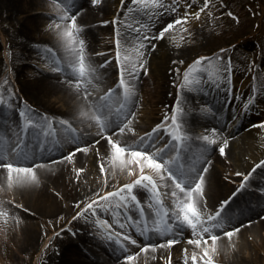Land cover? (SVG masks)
Returning <instances> with one entry per match:
<instances>
[{
  "label": "snow or ice",
  "instance_id": "obj_1",
  "mask_svg": "<svg viewBox=\"0 0 264 264\" xmlns=\"http://www.w3.org/2000/svg\"><path fill=\"white\" fill-rule=\"evenodd\" d=\"M89 3L100 6L103 0ZM50 7L46 28L52 32L53 41L44 49L51 53L46 59L55 65L52 70L64 75L63 83L77 98V107L71 117L40 111L28 98H21L11 73L0 76V104L14 109L20 118L13 125L11 136L0 137V170L6 173L9 184L15 176L19 183L37 185L39 169L54 171L62 163L71 164L79 180L85 169L74 167L77 154H90L102 179L91 196L76 201L78 210L73 220L91 219L102 229L104 238L119 245L128 264H137L141 253L158 249L168 250L160 259L173 264L172 246L185 238L193 248L191 252L187 247L182 249L183 264H219L214 257L219 254L220 238H232L253 222L247 216L237 220L230 213L234 198L249 186L257 169H264V159L247 174L226 175V182H231L233 175L242 181L230 195H217L219 181L215 180L214 158L227 159L232 134L226 124L195 132L181 103L186 90H202L208 84L232 90L231 77L236 65L228 49L220 48L211 56L199 55L189 64L183 59L172 61L174 67L169 71L174 76L183 71L182 81H171L180 89V95L174 97L171 106L165 105L149 131L135 135L146 118L141 111L144 105L140 77L151 74L154 50L175 26L199 21L206 12L211 14L213 0H121L120 12L111 20L97 21L115 25L114 59L107 52L89 51L92 42L85 21L88 13L77 0H50ZM60 49L67 54L66 58L57 55ZM93 55L101 57L102 62L95 63ZM113 65L117 75L113 86L103 96L95 95ZM81 85L94 90L89 91L86 86L83 101ZM253 87L257 93H264V81ZM255 103L256 96L250 94L243 108H251ZM200 112L204 118L216 115L213 106L206 105ZM259 127L264 128V121ZM53 150L59 153L56 159L44 156L45 151ZM112 169L125 175L127 182L110 186V179L116 175L115 171L109 175ZM109 187L111 190H106ZM53 192L60 195L55 188ZM260 192L264 193V187ZM17 209L29 210L15 199H0V217H11L19 223L22 217ZM52 223L45 221L46 226ZM53 245L49 238L44 247Z\"/></svg>",
  "mask_w": 264,
  "mask_h": 264
},
{
  "label": "rangeland",
  "instance_id": "obj_2",
  "mask_svg": "<svg viewBox=\"0 0 264 264\" xmlns=\"http://www.w3.org/2000/svg\"><path fill=\"white\" fill-rule=\"evenodd\" d=\"M5 1L0 0V76H6V72L11 73L14 82L18 86V91L21 93V98H25L23 85L28 83L24 80L29 81L31 76L41 78L45 76L47 81L58 78L63 82L64 75L52 70L55 65L46 59V57L51 55V53L44 51L46 46L39 44L31 45L39 42L41 36L42 39L53 41L52 32L46 28V25L50 23L48 16L51 10L30 12L28 9L42 6L33 4L21 12L10 16V11ZM120 2L121 0H103L100 6H95L90 5L89 0H77L79 5L90 7L94 11V18L90 22L86 21V26L90 29L89 39L92 42L89 49L90 52L92 49H95L97 53L107 52L114 59L115 25L98 24L97 21L100 19L111 20L115 14L120 12ZM213 5L211 14L206 12L202 14L199 21L190 22L188 25H177L166 34L164 42L160 44L157 50H154L155 54L152 58L151 74L140 77V95L143 97L144 91L142 89L144 85H149L147 88L148 92H150L151 88L153 89L151 92H154L165 87L168 92L165 90L163 94L174 103V97L180 95V89L176 85H173L171 81L173 79L178 82L182 81L183 71L180 76H174L169 71L170 68L174 67L172 61L183 59L186 61V64H189L199 55L211 56L213 53H218L220 48H227L228 55L232 56L236 65L231 77L232 90L228 91L224 86L216 87L212 84L202 86V90H186L182 98L181 107L184 108L189 122L193 120L191 126L194 127L195 132L210 129L211 127L219 128L222 124L227 125V131L232 134L230 145L233 143L234 153H236V156L233 157L235 161L229 156L227 157V162H229L227 166H224L221 162L214 163L216 169L220 172L219 176L221 180L235 187L237 182L234 183V181L239 177L233 175L232 181L226 182L224 180L226 175L242 172L238 171L239 166L240 168H245L252 165V170L260 159H264V128L259 127L260 122L264 121V93H257L253 87V85H259L261 81H264V0H213ZM174 16L175 14H170V17ZM164 22L161 21V23ZM22 23L25 24V27L22 26ZM31 26H33L31 30L34 31L29 32H32L30 34L36 39L31 38L26 41L24 40L27 38L25 37V31H28ZM184 28H187L188 31H184ZM129 53H132L131 48H129ZM57 55L62 59L67 56L64 52H57ZM93 61L99 64L102 62V58L93 55ZM183 67L185 66H181L182 69ZM116 78V69L115 65H113L108 70L107 78L100 84L99 89L95 90V95L103 96L107 88L113 86V81ZM86 86L89 87V91H94L88 85H81L80 89L83 91ZM209 91H212V93L209 99H207L204 93L207 94ZM250 94L256 96V103L251 108L245 109L243 108V103ZM226 95H229L230 100L227 105H223ZM145 99H147V96ZM214 99L216 101H213ZM144 102L143 98V105L145 106ZM156 104H150V108L152 109H149V113L145 111L144 107L141 109L146 118L140 122L141 126L137 127L135 135H143L144 132L150 130L151 126H154V122H158L157 117L153 123L148 121V118L154 116V111L156 112L157 108H159V103L156 102ZM206 105L213 106V110L216 113L215 117L204 118V116H201L200 109ZM163 112L164 110L156 114L160 117ZM19 122L20 118L14 109L9 108L7 105H0V137H7L8 132L14 129L13 125ZM84 130L87 131L88 129L84 128ZM217 153L216 156H218ZM240 164L244 165L241 166ZM84 169L85 171L82 173L86 174L90 172L88 167ZM90 169L96 170L95 168ZM112 171L116 172V175L112 177L115 182L114 185L118 184L119 186V184L127 182V177L121 174L118 169L110 170V176ZM82 173L80 174L82 175ZM68 174L70 178H76V173L73 170H68ZM101 179L100 173L96 178L80 176L77 183L81 187H78L75 198L69 202L71 204L70 208L66 212L61 213L63 220L58 221L56 218H53L49 220L53 221L49 225L55 226L56 223H63L70 217V230L63 231V234L72 238L73 233H80V230L73 229V224L77 221V219H72L78 210L76 201L84 200L86 197L91 196ZM261 187H264V169H257L252 181L249 182L244 198L245 202L247 203L251 199L250 205L255 202L264 203V193L260 192ZM0 188L7 195L8 200H17L13 188L3 176L0 177ZM106 190H111V187ZM235 204H241L243 211L246 209L250 211V206L248 205V208H244V202L241 199L235 202ZM262 207H264V204H262ZM19 211L17 209V214ZM262 218L264 216H261ZM6 219L10 231L9 233H5L2 228L0 229V264H38L35 263L32 254H25L24 250L18 249L16 246L22 244L21 232L17 233V239L12 237L13 232L20 229L18 224L22 222V219L19 223H15L11 217ZM254 220L256 221V219ZM109 222H112L111 219ZM0 225H2L1 222ZM81 227L86 229L88 236L87 240L83 239L76 243L79 245V260L82 264H112L111 262L116 261L114 259H118L122 255L120 252L116 256H113V260H110V257L104 252L105 249L102 247L106 239L102 235V229L95 225L91 219L85 220L82 218ZM113 227L119 230L116 225H113ZM42 228L45 229L44 226ZM83 231L81 232L82 234ZM221 238L225 239V244L219 253L226 256V261H229L234 256L238 259L237 262L233 261L230 264H244L245 262L249 264L264 263V231L254 234L248 229L239 233L238 236L234 234L232 238L226 236H222ZM57 241L58 239L54 240V245L51 246L53 250L57 246ZM180 243L181 246L172 252L174 264H178V262L179 264H183V248H189V252L193 248V246L188 245L187 238ZM240 243L243 244V248L238 247ZM110 244L113 248L119 247V245H114L112 241H110ZM39 245L40 243L38 242L29 252L37 251ZM43 245L41 244V246ZM117 248V251L120 250V248ZM52 249L50 248L47 254ZM214 258L219 260L220 257L215 256ZM241 258H243V262L240 261ZM120 260H123V258L121 257ZM158 262L159 264H165L164 260L160 258ZM125 263L128 264V262ZM137 264L143 263L137 262ZM219 264L221 263L219 262Z\"/></svg>",
  "mask_w": 264,
  "mask_h": 264
},
{
  "label": "bare ground",
  "instance_id": "obj_3",
  "mask_svg": "<svg viewBox=\"0 0 264 264\" xmlns=\"http://www.w3.org/2000/svg\"><path fill=\"white\" fill-rule=\"evenodd\" d=\"M49 1V3H48ZM5 4L8 6V10L10 11V16H12L15 13H19L22 10L30 7L33 4L36 5H42L41 7L35 8V9H28L31 11H42V10H51L50 7V0H6ZM83 6V9L87 11L88 15L85 17V21L90 22L91 19L94 18V11L91 10L92 8H88L87 6ZM35 21V19H34ZM22 26L25 27V24L22 23ZM31 28L28 29V31H25V38L24 40L28 41L29 39H36L34 38L29 31ZM20 30V29H19ZM32 36V37H31ZM39 42H36L31 45H44V46H51L52 40L49 39H42V36L40 37ZM63 50L60 49L58 53H62ZM101 58V57H99ZM26 85L24 86L23 91L25 92V98L29 99V103L35 104L37 108L40 109V111H48L52 115L57 116H65V117H71L74 112L76 111L77 107V98L73 96L68 90L67 87L64 85V83L58 79L54 78V80L47 81L46 77H33L31 76V79L29 81L24 80ZM149 85L143 87L142 91H144L143 98H144V109L149 113L150 104H156V102L159 103V108L154 111L155 115L152 117H149L148 121L150 123H153L155 118H158V115L156 113L162 112L165 110V105H172L173 102L170 101L171 99L165 96L164 91L168 90L165 87H162L161 90H155L150 89V92H148ZM155 87V86H154ZM83 91L80 89L81 94V101H83L82 97ZM147 96V99L145 97ZM157 97V98H156ZM170 101V102H169ZM1 105V104H0ZM89 107H91L89 105ZM161 114V113H160ZM195 120V119H194ZM156 121V120H155ZM193 120L189 122L190 127L193 130V127L191 126V123ZM228 157L230 156L233 161L235 159L233 157L236 156V153H234V147L233 143L229 145L228 149ZM232 150V152H231ZM54 151V150H53ZM58 153V152H55ZM48 151L44 152V155H47ZM219 156V154L217 153ZM53 159H56L58 156L55 154L53 155ZM228 159V158H227ZM227 159H224L223 157H220L218 159L214 158L215 163H222L224 166L229 165V162H227ZM241 166L244 164H240ZM75 167H88L90 172L88 173H82L79 174V176H90L93 178H96V176L99 174L98 172V164L96 163L95 159L90 154H77V159L75 163ZM231 167V166H229ZM252 165L248 167H241L239 166L238 171H242L243 173H248L251 170ZM90 168H95L96 170H91ZM68 170H73V166L71 164L62 163L55 166L54 171H48L47 169H39L38 170V176L40 178V183L37 185H31V184H22L19 183L18 179L13 176L12 178V184L11 187L13 188L17 202L18 203H24L26 209L29 210H20L22 212H18V214L22 217V222L18 224L20 226L19 230H16L13 232V238L17 239V233L21 232V245H16L18 249L24 250V253H30L32 256H34L35 263L40 264H82L79 260V254L80 250L79 245H77V242H80L81 240H87L88 238L86 234V229L81 227V219L78 218L76 223L73 224V229L80 230L78 234L73 233L72 238L70 236H66L63 234V231L70 230V223L71 219L67 221H64L63 223H56L55 226H50L49 224L46 226L45 221H49L53 218L62 216L61 213L66 212L70 207V201L75 198L76 190L78 187H81L80 184H78V180L76 178H70L68 174ZM75 173V172H74ZM219 171L215 169V180L219 181L216 184V193L217 195L221 197H225L227 195H230L231 192L235 191L237 188L236 186L239 185V183L242 181V178L239 177L236 179V188L231 184L228 185L227 183H224L220 176ZM3 176L6 180H8L7 175L4 171L0 170V177ZM233 183V184H234ZM114 179H110V186L118 187V184L114 185ZM56 189V192H58L60 195H56V193L53 192V189ZM247 188L242 190L240 193H238V197H242L243 194L245 195ZM141 196L143 194L141 193ZM0 199H7V195L4 193V191L0 188ZM235 200V199H234ZM234 202V201H233ZM66 204V205H65ZM262 203H254L251 207V210L246 209L243 211V215L240 213H237V220H244L245 216L253 219H256L252 222L251 225H247L241 229L240 233L247 231H252L254 234L257 232L264 231V218L261 219V216H264V207H262ZM6 209L9 207L8 205L5 206ZM15 207V206H12ZM249 206H247L248 208ZM257 213L259 216H257ZM58 220V219H57ZM59 221V220H58ZM0 222L2 225H0V229L2 228L5 233H9L10 228L8 226V221L6 218L1 217ZM42 226H44L43 229ZM83 231V234L81 233ZM53 232H56V235H53ZM62 234V235H61ZM239 234V233H238ZM238 234H235V236H238ZM7 235V234H6ZM51 238L53 241L58 239L56 245L54 247V250L51 246H49L47 249H45L44 245L47 243V241ZM80 239V240H79ZM95 239V238H94ZM96 240V239H95ZM225 239L220 238V240L217 242L218 246V252H220V249L225 244ZM242 241V240H241ZM40 243L39 248L35 252H29L31 248H34L37 243ZM243 242V241H242ZM41 244H44L41 246ZM109 245L110 243L107 242ZM181 246V243L178 245H173L171 251L174 252ZM191 246V245H190ZM239 248H243V244L240 243L238 245ZM52 249L50 253L47 254V251L49 249ZM117 248V247H116ZM119 249V247L117 248ZM135 251H139V249L134 248ZM168 250L165 249H158L156 252H149V253H141L137 262H142L143 264H159L158 259L161 256H165L166 252ZM174 257V255H172ZM217 256H219V262L221 264H230L233 261H238V259L234 257L230 258L229 261H226V256L219 253ZM155 257V259L153 258ZM112 259V258H110ZM121 256L116 259V261L111 262L112 264H126V261L120 260ZM243 262V258L240 260ZM246 261V260H244ZM165 262V261H164ZM255 263V262H250ZM4 264V263H3ZM90 264V263H86ZM174 264V261H173ZM244 264H249L248 262H245ZM264 264V263H260Z\"/></svg>",
  "mask_w": 264,
  "mask_h": 264
}]
</instances>
